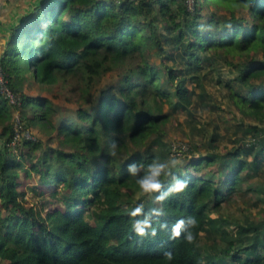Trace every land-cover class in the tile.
<instances>
[{
  "label": "trees",
  "instance_id": "1",
  "mask_svg": "<svg viewBox=\"0 0 264 264\" xmlns=\"http://www.w3.org/2000/svg\"><path fill=\"white\" fill-rule=\"evenodd\" d=\"M153 48L159 65L148 58ZM220 61L231 77L219 72ZM0 65L7 86L20 92L22 130L34 126L54 141L39 135L11 145L15 106L0 93V264H264V0H194L192 10L184 0H43L10 30ZM108 73L114 82L94 95ZM214 78L229 106L257 122L209 129L208 117L196 125L198 110L217 108L207 86ZM34 83L44 91L68 86L72 113H59L49 96L28 94ZM179 111L189 143L183 167L172 171L188 187L162 204L138 199L127 167L171 156L166 125ZM113 141L116 157L108 154ZM25 158L27 175L36 171L37 183L55 186L53 208L44 207L37 184L28 188L38 204L18 190ZM214 164L218 177L191 172ZM161 180L167 189L171 177ZM241 182L258 187L251 203L262 213L241 215L231 229L221 212L211 214ZM137 204L162 209L152 217L155 237L132 231L128 213ZM189 216L197 221L192 242L183 233L170 239L172 226Z\"/></svg>",
  "mask_w": 264,
  "mask_h": 264
},
{
  "label": "rangeland",
  "instance_id": "2",
  "mask_svg": "<svg viewBox=\"0 0 264 264\" xmlns=\"http://www.w3.org/2000/svg\"><path fill=\"white\" fill-rule=\"evenodd\" d=\"M223 11V10H222ZM203 17L202 21L206 20V17L209 15V10H203L202 11ZM255 57L260 58V55L258 53H254ZM148 58L152 64L159 65V59L156 56V51L154 48L150 51ZM219 72L224 74L227 78L231 77L233 75V71L228 67V63H225L224 61H220L219 63ZM25 65V64H24ZM216 74V73H215ZM217 75V74H216ZM115 74L114 73H108L104 78L101 80H98L94 84V88L92 89V92L94 95L103 87L108 86L109 84L112 85L114 82ZM222 78V77H221ZM68 82L73 81L68 77ZM191 84V80H188L187 86L189 87ZM161 85L163 87H167L169 89L172 88L171 84H167L165 81V78H162ZM208 90L213 93V95L216 97L217 102H216V109L211 112V110H207L206 108L203 110H198L196 113L195 117V123L197 126H199L202 123H205L206 119L208 117L214 119L213 122L209 125V129L212 127V124L217 122L221 128L224 127L225 122L230 121L233 123L234 121L238 119H243L245 123H255L257 122L255 119L249 117V116H242L237 108L233 105L228 104V99L226 96L227 90L222 86L216 83V78L212 79L211 81L208 82ZM30 95H40V96H49L52 98L54 103L58 105L59 113L61 114H71L74 107H76L75 103V96L72 93V91L68 90V86L65 88H59L58 85L54 86L50 91H44V89H41V87L37 84L34 83L30 87L25 88ZM114 89V88H112ZM20 94L19 91H16ZM55 95V97L53 96ZM21 97V95H20ZM67 97L70 98V101L67 100ZM80 100V99H79ZM166 107V106H165ZM13 114V112H12ZM19 123L17 125L15 124L14 119L11 118V125L13 128H18ZM23 123L21 122V130L17 131V139L20 137H24L27 139H34L36 136L42 135L38 132V129L34 126H29L25 127L22 130ZM189 130V127L187 126L185 120H184V115L181 111L175 113L174 115L171 116L170 122L167 123L166 125V137L169 139L170 145L173 144H183L184 148L186 144L185 142L189 143V137L187 134V131ZM44 142L50 143L53 145V140L46 135H42L41 138ZM181 148V149H184ZM221 149H226V144H222L220 146ZM198 153L197 151H195ZM195 153V154H196ZM191 154L188 155V159L192 158ZM181 159H183L182 155H180ZM183 167V166H182ZM30 170V165L28 163V160L25 158L23 162V166L18 169V178L17 181L20 183V186L18 187L19 189H24L25 194L24 198H26V201L28 203H33V204H38L39 203V196L32 193L31 190L28 188L31 185L37 184V190L39 194L43 195L45 197L44 200V207H51L53 208V197L51 196V193L55 190V186H51L50 188L46 187L45 185H40L37 183V172L36 171H31L29 175L26 174V171ZM187 170L191 171V168H187ZM193 174H199L200 176H209V177H218V169L216 168V165L212 166H203L201 169L196 172V171H191ZM239 188V193L236 191L233 193L229 199L225 202H222L221 206L219 207L218 211L212 210L211 215H216L218 212H221L223 214V217L226 220L230 221V228H234L235 221L239 219L241 215H244L247 213V215H254L255 217H258L261 215L262 210L259 208V206H254L252 205L251 201L254 200L255 195L258 193V187L257 188H252L248 189L245 185L244 182H241L238 186ZM247 189V190H243ZM246 207L248 208L246 212ZM8 231H13L14 226L9 225L7 226Z\"/></svg>",
  "mask_w": 264,
  "mask_h": 264
},
{
  "label": "clouds",
  "instance_id": "3",
  "mask_svg": "<svg viewBox=\"0 0 264 264\" xmlns=\"http://www.w3.org/2000/svg\"><path fill=\"white\" fill-rule=\"evenodd\" d=\"M2 42V41H0ZM108 154L112 157L118 155V144L113 141L108 150ZM184 161L178 155H171L165 161L153 160L151 163L144 165L133 162L128 165L127 172L135 178V183L139 189L138 199L142 197L152 198L154 202L163 203L171 195L182 193L188 187V181L180 179L173 175V169L182 166ZM171 177V183L164 188L161 177ZM129 216L135 218L132 222V231L138 237H155L157 235V227L153 226V216H161L162 209L151 208L147 212L144 211L143 204H137L129 211ZM197 221L194 217L178 220L171 228L170 239H176L184 234L187 242L193 240L191 228L195 227ZM159 229H167L166 223H159ZM165 258L172 259V253L165 251Z\"/></svg>",
  "mask_w": 264,
  "mask_h": 264
},
{
  "label": "crops",
  "instance_id": "4",
  "mask_svg": "<svg viewBox=\"0 0 264 264\" xmlns=\"http://www.w3.org/2000/svg\"><path fill=\"white\" fill-rule=\"evenodd\" d=\"M43 0H0V56L10 30L21 22Z\"/></svg>",
  "mask_w": 264,
  "mask_h": 264
},
{
  "label": "built area",
  "instance_id": "5",
  "mask_svg": "<svg viewBox=\"0 0 264 264\" xmlns=\"http://www.w3.org/2000/svg\"><path fill=\"white\" fill-rule=\"evenodd\" d=\"M185 4H186V7L188 10H192L193 9V2L194 0H184ZM0 93L5 97L7 98L8 102L15 106V109L13 111V116H12V119H14L15 121V124L17 125L18 124V128H13L14 129V137H13V140L11 141V145H13L15 143V140L17 139V131L18 130H21V122L22 121V118L20 116V112L18 110V106L20 105V100H21V97H20V94L16 91H13L11 90L8 86H7V82H6V79L4 77V74L2 72V69H1V65H0ZM184 144H186L185 148H184V145L183 144H171L170 145V148H171V152H170V155H178L180 156L182 154V151L185 150L187 148V143L185 142ZM181 148H184V149H181Z\"/></svg>",
  "mask_w": 264,
  "mask_h": 264
}]
</instances>
